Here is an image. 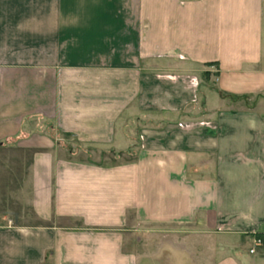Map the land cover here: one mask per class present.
<instances>
[{
    "label": "crops",
    "instance_id": "1",
    "mask_svg": "<svg viewBox=\"0 0 264 264\" xmlns=\"http://www.w3.org/2000/svg\"><path fill=\"white\" fill-rule=\"evenodd\" d=\"M263 100L264 0H0V264H264Z\"/></svg>",
    "mask_w": 264,
    "mask_h": 264
},
{
    "label": "rangeland",
    "instance_id": "2",
    "mask_svg": "<svg viewBox=\"0 0 264 264\" xmlns=\"http://www.w3.org/2000/svg\"><path fill=\"white\" fill-rule=\"evenodd\" d=\"M264 101V100H263ZM254 102V100L250 101V103Z\"/></svg>",
    "mask_w": 264,
    "mask_h": 264
}]
</instances>
